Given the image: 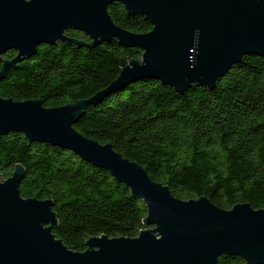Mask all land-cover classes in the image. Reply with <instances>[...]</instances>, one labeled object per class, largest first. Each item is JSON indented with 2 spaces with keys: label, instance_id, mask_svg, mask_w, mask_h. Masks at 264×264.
Returning a JSON list of instances; mask_svg holds the SVG:
<instances>
[{
  "label": "water",
  "instance_id": "1",
  "mask_svg": "<svg viewBox=\"0 0 264 264\" xmlns=\"http://www.w3.org/2000/svg\"><path fill=\"white\" fill-rule=\"evenodd\" d=\"M114 3L145 17L152 31L118 27L108 13ZM69 31L83 33L94 47L117 40L142 51V59L89 101L50 109L39 100L0 98V138L22 134L30 144L62 148L109 172L146 205L147 229L137 238H91L85 252H74L54 234L53 203L21 196L26 172L18 166L0 181V264H218L222 256L264 264V209L179 200L112 145L74 128L89 105L132 83L155 80L179 93L194 85L214 88L244 57L264 59V0H0V84L40 47L85 44ZM9 52L16 57L4 59Z\"/></svg>",
  "mask_w": 264,
  "mask_h": 264
},
{
  "label": "trees",
  "instance_id": "2",
  "mask_svg": "<svg viewBox=\"0 0 264 264\" xmlns=\"http://www.w3.org/2000/svg\"><path fill=\"white\" fill-rule=\"evenodd\" d=\"M113 22L135 34L153 27L124 6L108 8ZM67 36L82 45L43 46L0 84V98L42 101L60 108L89 101L106 91L142 51L117 40L92 46L83 33ZM9 52L4 59H13ZM2 64L0 63V71ZM74 128L101 145H112L142 166L155 182L182 201L208 198L223 210L250 204L264 209V59L244 57L214 88L194 85L184 93L155 80H142L89 105ZM22 166L24 199L51 201L56 237L85 252L95 237L137 238L146 230L147 208L113 176L70 151L30 144L24 135L0 138V176ZM218 264H245L222 256Z\"/></svg>",
  "mask_w": 264,
  "mask_h": 264
},
{
  "label": "rangeland",
  "instance_id": "3",
  "mask_svg": "<svg viewBox=\"0 0 264 264\" xmlns=\"http://www.w3.org/2000/svg\"><path fill=\"white\" fill-rule=\"evenodd\" d=\"M5 180H7V179H2V178H1V180H0V181H1V182H3V181H5Z\"/></svg>",
  "mask_w": 264,
  "mask_h": 264
},
{
  "label": "flooded vegetation",
  "instance_id": "4",
  "mask_svg": "<svg viewBox=\"0 0 264 264\" xmlns=\"http://www.w3.org/2000/svg\"><path fill=\"white\" fill-rule=\"evenodd\" d=\"M15 53V52H14Z\"/></svg>",
  "mask_w": 264,
  "mask_h": 264
}]
</instances>
